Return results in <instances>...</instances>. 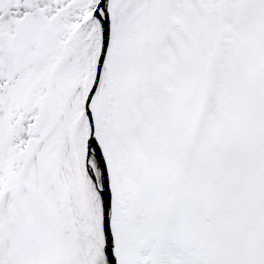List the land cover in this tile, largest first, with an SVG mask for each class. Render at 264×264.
<instances>
[{
    "label": "snow or ice",
    "instance_id": "1",
    "mask_svg": "<svg viewBox=\"0 0 264 264\" xmlns=\"http://www.w3.org/2000/svg\"><path fill=\"white\" fill-rule=\"evenodd\" d=\"M0 264H264V0H0Z\"/></svg>",
    "mask_w": 264,
    "mask_h": 264
}]
</instances>
